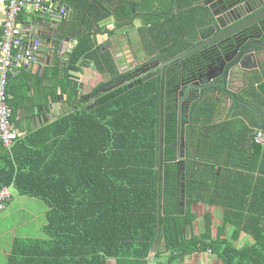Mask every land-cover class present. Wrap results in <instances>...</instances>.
<instances>
[{
	"label": "trees",
	"instance_id": "trees-1",
	"mask_svg": "<svg viewBox=\"0 0 264 264\" xmlns=\"http://www.w3.org/2000/svg\"><path fill=\"white\" fill-rule=\"evenodd\" d=\"M107 1L85 0L80 17L64 20L68 33L82 28L70 68L56 86L67 97L65 113L0 154V186L48 206L46 236L16 239L8 264H148L157 244L158 258L162 247L176 253L163 264L195 251L212 252L225 264H264V144L256 142L264 132V83L253 82L259 85L250 96L255 111L223 109L219 97L205 93L182 112L179 77L197 69V57L166 67L159 171L160 70L144 73L143 65L121 73L114 55L97 42L98 35L115 34L98 23L115 15L121 28L141 19L138 32L156 46L146 51L149 62H166L193 46L204 0H167L157 12H147L152 0ZM172 1L183 11L174 15ZM95 4L107 12L91 18L88 8ZM84 56L110 77L87 95L69 73L80 71ZM95 102L99 106L88 110ZM199 203L224 210L215 241L212 216L201 236H188L197 219L191 208ZM228 225L236 237L247 233L256 243L237 250L221 239Z\"/></svg>",
	"mask_w": 264,
	"mask_h": 264
},
{
	"label": "crops",
	"instance_id": "crops-1",
	"mask_svg": "<svg viewBox=\"0 0 264 264\" xmlns=\"http://www.w3.org/2000/svg\"><path fill=\"white\" fill-rule=\"evenodd\" d=\"M52 2L51 4H57L64 2V9L67 13L66 21L69 19L74 20V18L80 17L78 9H82L85 0H49ZM69 1V2H68ZM91 0H87L90 2ZM118 0H111V2H116ZM108 2V1H107ZM110 2V3H111ZM10 0H0V52H1V43L4 36V25L7 22V8L9 6ZM109 2L106 4H110ZM160 5V2L157 1ZM206 0L202 2V5L205 6ZM69 4V5H68ZM175 2L171 3L172 8L174 7ZM77 6L79 8H77ZM95 7H89V14L91 18H95V15L104 14L107 11L105 9H101V7L95 4ZM77 9H74V8ZM56 8V7H55ZM203 11V10H202ZM175 14H178L176 11ZM34 15L30 10H25L19 17V20L23 27V34L29 33V22L30 17ZM117 17L115 15L108 16L105 19L101 20L98 24L102 28H107L109 31H113L114 34H117V31L121 28L117 26ZM78 20L75 22L77 23ZM133 23V24H132ZM131 24V28L127 33L116 35L114 38H110L108 34L106 35H98L97 42L103 51L110 50V52L114 55L116 62H122L125 60L121 70L127 69L126 65L130 66L132 64L131 58L133 57L132 50L134 45H137V34L140 35L139 32L136 31V37L131 36L130 31L135 29L142 28L145 24L141 19L134 20ZM114 24L116 27H114ZM205 24L202 23L201 27L198 28V33L194 34L193 41L195 46L201 42V32L202 28H204ZM146 27V26H145ZM96 30V28H95ZM82 34V28L77 31H72L68 33L65 31V35L71 39V45H69L68 53L69 55L59 54L58 51L54 53V59L51 60V57L48 56H40V59L35 60L29 67L19 68L17 72L12 76L10 82V94L12 96L11 105L16 109L13 116V125L14 128L19 133V139L26 138L34 132L40 130L42 127L47 126L49 124L57 121L62 114L65 113V101L67 100L66 95L62 93L60 82L64 79L65 70L70 68L69 62L73 53V49L78 44L77 36ZM24 44L26 46L27 39L24 36ZM130 38H132L131 43ZM191 38V37H190ZM185 41V40H184ZM192 46V47H193ZM191 47V48H192ZM26 50V47H25ZM23 50V52L25 51ZM32 54V53H31ZM80 68L79 72L71 71L70 69V78L75 82H78L82 85V94H91L99 85L110 80V77L107 75L101 74L95 68V65L87 59V56H84L76 66ZM125 67V68H124ZM139 66H136V68ZM264 71V66L261 67ZM62 70V72H61ZM59 85L58 87H56ZM215 95L214 93H210ZM222 94V93H221ZM55 96V99H54ZM218 97L217 95H215ZM222 98L219 97L220 104L222 108H228L232 105L221 101ZM88 108V107H87ZM229 109V108H228ZM13 110V109H12ZM264 146V145H263ZM262 146V147H263ZM5 147L0 142V154ZM12 201L9 203L11 205ZM204 202V201H201ZM209 202H212L209 200ZM8 205V206H9ZM15 211V210H13ZM191 212L197 216V219L193 223V225L188 230V236H201L205 231L206 226V218L207 216H212L213 222V240H217L219 238V232H222L223 226V217L224 210L221 208H217L214 206H210L208 204L199 203L191 208ZM46 216V212H45ZM2 221L3 218L0 217ZM41 222V221H40ZM45 224V223H44ZM44 224L42 226H44ZM23 228H28L23 226ZM13 228L5 227L0 222V264H8L9 258L12 254L13 242L18 239H27L25 236H17L12 235L9 238L5 239V234L8 231H11ZM14 230L18 233L17 228ZM43 230V227H42ZM15 232V233H16ZM222 240H227L231 243L237 250H241L249 245L255 244L254 238L247 234L242 233L238 237H236L234 228L228 225L223 235L221 236ZM211 242V241H208ZM153 253L148 261L155 262L156 264L167 263L169 258L172 256H176V253H172L170 251L165 252L164 248H161V252L163 253L161 257L155 256V251L158 250V244L154 247ZM176 261V260H175ZM115 264V262H113ZM170 264H225L224 259H221L218 255L213 254L212 252H191L186 254L183 258L177 260L175 263Z\"/></svg>",
	"mask_w": 264,
	"mask_h": 264
},
{
	"label": "flooded vegetation",
	"instance_id": "flooded-vegetation-1",
	"mask_svg": "<svg viewBox=\"0 0 264 264\" xmlns=\"http://www.w3.org/2000/svg\"><path fill=\"white\" fill-rule=\"evenodd\" d=\"M261 1L264 3V0ZM244 3L245 2H242V4ZM202 7L203 15L201 16V22L204 23L205 26L201 29L202 38L199 44L231 32L232 34L219 39L213 45H209L192 55L193 57H197L198 67L197 69H192L188 74L181 73L179 77L181 82L178 86L179 88L176 96L180 110L183 112L188 106L186 104L184 105V101L181 102L182 92L186 93L188 90H191L190 86L198 81L196 74L199 76L206 74L209 66L212 65L211 71L215 75H219V78L210 81L208 87L206 86L203 90H201L202 85L192 87L194 89V99L196 100L198 96L201 99L205 93H214L222 98L221 101L229 103V105H241L243 108H252L255 111L257 107L251 102L250 98L252 100L253 98L250 96L259 88L258 84H253L256 78L264 83V71L261 69V67L264 66V51L259 56L256 55V58H249L242 61V67H240L239 64L232 66L228 71V75L225 71L221 70L222 64L217 61V58L219 50H221L224 55L230 56L229 63H232L242 52L248 53L255 46L264 43V7H252L249 5L239 7L232 12V15H229L227 21L224 19L221 20V23L226 25V27L221 29L214 28L209 17V7L207 4L205 6L202 5ZM238 28L239 30L235 31V29ZM227 39H229V41L223 43ZM213 46L215 47L212 48ZM255 63H257L258 66H255ZM180 64H184V62H180ZM203 79L205 80V78ZM240 96H243L245 101L241 100ZM255 103L256 106L261 107L259 102L255 101ZM261 112H264L263 108L260 110V113Z\"/></svg>",
	"mask_w": 264,
	"mask_h": 264
},
{
	"label": "water",
	"instance_id": "water-1",
	"mask_svg": "<svg viewBox=\"0 0 264 264\" xmlns=\"http://www.w3.org/2000/svg\"><path fill=\"white\" fill-rule=\"evenodd\" d=\"M242 2H245V3L242 4ZM204 4H207V6L209 7V17H210V20L214 28L216 29H221V28L226 27V25L221 23V20L224 19L227 21L229 15H232V12L237 10L239 7H243L245 5H249L252 7H264V3H262L261 0H218V1L207 0L206 3ZM60 8H61V3L57 5V10H60ZM29 19H30L29 33L26 34V39L28 41L26 45V51L33 54L34 61L40 59V56H46V57L50 56L51 60L53 61L54 53L56 52V50L58 51L59 54L69 55L68 48H69V45H71V39L65 35V30L63 27L64 17L62 13L54 12V13H50L47 15L35 13ZM131 25H128L124 28L119 29L117 31V34L120 35V34L127 33V31L130 30ZM114 27H116L115 24H114ZM237 30H239V28L235 29V31ZM231 34L232 32L229 34H225L224 36L215 37L206 42L196 44L189 50L181 53L180 55L166 62L155 60L151 64L145 66L144 73L152 69H160V74H161L160 115H159L160 116V126H159L160 167H159V171H161V166H162V147H163L162 132H163V112H164V95H165L164 94V88H165L164 82H165L166 67L178 61L184 62L188 56L193 55L194 53L200 51L201 49L209 45H213L219 39L225 36L231 35ZM228 41L229 39L225 40L223 43H226ZM214 47L215 46H213L212 48ZM69 49H72V48H69ZM263 51H264V43H261L258 46H255L254 48H252L251 51L248 53L242 52L234 62L229 63L230 56L224 55L223 52L219 50L217 61L220 64H222L221 70L225 71L226 74L228 75V71L230 70L232 66L239 64V66L242 67V61L249 59V58L250 59L256 58V55L259 56ZM255 66H258V64L255 63ZM211 69H212V65L209 66L208 72L206 74L202 76H199L198 74H196L198 81L195 84L190 86L191 90H188L186 93L182 92L181 102L184 101V105L186 104L188 106H191L195 101L194 99L195 95L193 92L194 89L192 87H197V86L202 85L201 90H203L206 88V86L208 87V83L210 81H212L213 79L217 80L219 78V75H215L211 71ZM202 77L205 78V80ZM197 99H200V97L198 96L196 100ZM98 106H99V102H95L94 104L88 106V110L92 111ZM182 147L183 148L185 147V141H183ZM181 158H183V156H181ZM184 206L185 205L183 204V207Z\"/></svg>",
	"mask_w": 264,
	"mask_h": 264
},
{
	"label": "built area",
	"instance_id": "built-area-1",
	"mask_svg": "<svg viewBox=\"0 0 264 264\" xmlns=\"http://www.w3.org/2000/svg\"><path fill=\"white\" fill-rule=\"evenodd\" d=\"M51 3L49 0H10L7 8L8 19L4 25L5 32L0 52V142L7 149H11L15 141L19 139V133L13 125L14 112L10 106L11 78L17 69L29 67L34 61L33 55L25 50L24 36L26 35L23 34V25L19 17L25 10H30L34 14L53 13L55 5ZM256 142L264 144L263 131L258 133ZM11 195L8 187L0 186V214L7 207ZM149 264L156 263L150 261Z\"/></svg>",
	"mask_w": 264,
	"mask_h": 264
},
{
	"label": "rangeland",
	"instance_id": "rangeland-1",
	"mask_svg": "<svg viewBox=\"0 0 264 264\" xmlns=\"http://www.w3.org/2000/svg\"><path fill=\"white\" fill-rule=\"evenodd\" d=\"M157 1L158 0H152V4L150 6L151 8L147 12H157L166 8L168 2L167 0H159V2H164V4L162 5H159ZM199 4L200 3L195 5ZM181 8L182 4L176 1L173 7V14L175 15L176 11L178 13L183 11ZM177 17L178 16H175V18ZM130 34L131 36L136 37V29L130 31ZM131 40L132 38H130V41ZM136 41L137 45H134L132 50V64L130 66L126 65L125 67L128 68L121 70V67L123 66L125 60L122 62H116L118 69H120V72L123 74L129 71L136 73V66L140 67L144 65L145 68V66L155 61L154 60L149 62L152 56H148V53L146 52L151 49V53H153L156 50L155 43L152 41V39L150 44V42L147 39L143 38L141 34H137ZM10 190L13 195V202L11 203V205L8 206L7 210L0 216L1 218H3L2 221L0 220L3 226L13 228L11 231H8L5 234V239L9 238L12 235L25 236L27 239H41L45 237L46 235L42 231V225L46 222L45 212L48 208L47 203L23 197L19 195V193L14 187H11ZM23 226L29 227V229H22ZM14 228H17L18 233L14 230Z\"/></svg>",
	"mask_w": 264,
	"mask_h": 264
},
{
	"label": "clouds",
	"instance_id": "clouds-1",
	"mask_svg": "<svg viewBox=\"0 0 264 264\" xmlns=\"http://www.w3.org/2000/svg\"><path fill=\"white\" fill-rule=\"evenodd\" d=\"M59 4V3H58ZM57 4V5H58ZM55 12H57V13H62V15H63V17H64V20H65V18L67 17V13H66V11H65V9H64V5H63V3L61 4V8H60V10H57V6H56V4H55ZM62 9V10H61ZM63 9H64V11H63ZM54 13V12H53ZM144 27V26H143ZM124 28V27H123ZM140 29V28H139ZM136 31L138 32V29H136ZM116 35L117 34H115L114 35V37H116ZM121 35V34H120ZM128 42H130L131 43V41H128Z\"/></svg>",
	"mask_w": 264,
	"mask_h": 264
},
{
	"label": "bare ground",
	"instance_id": "bare-ground-1",
	"mask_svg": "<svg viewBox=\"0 0 264 264\" xmlns=\"http://www.w3.org/2000/svg\"><path fill=\"white\" fill-rule=\"evenodd\" d=\"M25 39V38H24ZM28 42V41H27ZM26 45H27V43H26ZM26 47V46H25ZM33 55V54H32ZM160 70V69H159Z\"/></svg>",
	"mask_w": 264,
	"mask_h": 264
}]
</instances>
